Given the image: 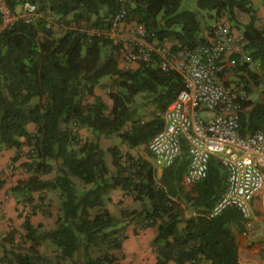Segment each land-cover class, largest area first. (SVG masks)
I'll list each match as a JSON object with an SVG mask.
<instances>
[{
    "label": "trees",
    "instance_id": "1",
    "mask_svg": "<svg viewBox=\"0 0 264 264\" xmlns=\"http://www.w3.org/2000/svg\"><path fill=\"white\" fill-rule=\"evenodd\" d=\"M6 1L13 11L32 3L41 15L0 33V158L15 150L16 163L28 149L22 167L29 176L8 192L24 206H33L39 194L44 211L49 206L42 194L52 191L61 203L52 228L26 216L22 231L0 241V264H119L131 224L156 228L151 243L156 264H240L232 228L243 221L240 213L229 209L209 218L228 179L218 158H212L208 178L188 190L181 184L188 166L185 139L179 158L161 176L149 161L123 153L126 146L151 155L148 144L163 129L165 112L184 84L178 74L161 68L157 56L138 62L135 70L122 67L125 46L106 33L125 10V22L143 26L149 42L163 46L173 40L172 52L178 53L209 45V20L227 25L226 19L245 39L227 72L250 97L264 85V24L258 26L251 0H198L196 10L182 9L185 0ZM240 15L249 22L243 24ZM104 79L109 83L103 85ZM219 79L224 80L223 72ZM102 85L111 106L95 93ZM243 107L242 135L264 130V94ZM79 129L90 137L82 138ZM114 136L121 144L105 148L103 137ZM5 184L0 174V194ZM115 190L125 191L138 207L113 214L108 204Z\"/></svg>",
    "mask_w": 264,
    "mask_h": 264
},
{
    "label": "built area",
    "instance_id": "2",
    "mask_svg": "<svg viewBox=\"0 0 264 264\" xmlns=\"http://www.w3.org/2000/svg\"><path fill=\"white\" fill-rule=\"evenodd\" d=\"M40 17L37 6L32 3L26 2L18 11H13L6 0H0V33L19 21L33 23ZM125 17L126 11L122 10L106 33L125 46L124 62L150 63L157 56L161 68L178 74L184 84V89L165 112L163 129L148 144L156 164L171 167L179 158L185 139L189 145L188 166L181 184L190 190L208 178L210 162L213 157L218 158L227 170L228 179L209 218L236 209L246 230L252 231L255 227L252 200L264 192V130L242 135L243 104L249 95L236 86L226 87L219 79L225 59L242 52L243 34L216 22L209 45L174 53L165 46L149 42L145 28L127 24ZM48 20L52 25L51 18ZM242 61L249 59L244 55ZM258 66L253 64L251 68L258 70ZM206 113L211 115L205 117ZM5 199L8 200V196ZM4 213L5 207L1 206L0 219Z\"/></svg>",
    "mask_w": 264,
    "mask_h": 264
},
{
    "label": "crops",
    "instance_id": "3",
    "mask_svg": "<svg viewBox=\"0 0 264 264\" xmlns=\"http://www.w3.org/2000/svg\"><path fill=\"white\" fill-rule=\"evenodd\" d=\"M194 3H188L187 9L196 10V5L198 0H193ZM254 8L257 11V17L259 18L258 26L264 24V6L262 0H251ZM240 20L243 24H247L250 18L247 15H240ZM215 22V21H214ZM228 26L230 24L226 19H223ZM231 27V26H230ZM235 32L241 33L238 29L232 28ZM175 45V41L169 40L163 43V46L169 48L172 51V47ZM233 56H229L224 61L223 74L224 82H233L231 86H236L240 81L233 72H227V70L233 67ZM123 60V59H122ZM121 66L128 69H137L139 67L138 62L126 63L121 61ZM221 72V73H222ZM222 81V82H223ZM109 80L104 79L102 84H108ZM102 86L95 89L97 96L101 97L104 102L111 106V101L108 97V92ZM139 99V98H138ZM146 105L144 108H147ZM30 131L32 132L34 126L30 125ZM82 138L86 139L90 137V133L86 129H79ZM116 141L115 143L121 144L117 137H113ZM105 138L103 137V140ZM123 150V147H122ZM127 151V150H126ZM149 151V150H148ZM131 153V151H130ZM17 152L15 150H7L4 152L3 156L0 158V174L3 175L6 184L4 189L0 194V207L5 204L6 207V217L7 220L11 219L17 225V222L21 221V226L24 223L25 217H30L31 221L35 225L42 224L45 228H52L59 215V209L56 206H52V210L49 209L44 211L42 209L43 200L40 199L39 194H35V202L32 205H22L18 204L16 199L10 195L8 192L12 187L16 186L20 180L27 178L29 175L23 173L25 171L22 165L27 161L23 156L16 163H12V159L16 156ZM141 158L149 161L157 171V175L161 176L163 168L158 169L156 161L152 155L148 152L141 153ZM139 158V157H138ZM21 171V172H20ZM26 172V171H25ZM23 174V175H21ZM227 185V182H226ZM8 194V200L5 202V195ZM51 192L42 194L43 197H48ZM41 196V197H42ZM109 208L115 215L119 214L122 208H137L138 204H135L133 199L126 195L123 190H115L111 196V202H109ZM253 209V219L255 227L252 231H247L244 222L238 221V223H233L232 228L237 236L238 243V256L240 264H264V192L258 193L252 200ZM29 211V212H28ZM53 212V213H52ZM21 213H24L21 215ZM157 234L156 228L141 229L136 224H131L127 227L125 235L127 238L123 241L122 250L120 251L121 259L119 264H156L157 258L154 253L151 243Z\"/></svg>",
    "mask_w": 264,
    "mask_h": 264
},
{
    "label": "rangeland",
    "instance_id": "4",
    "mask_svg": "<svg viewBox=\"0 0 264 264\" xmlns=\"http://www.w3.org/2000/svg\"><path fill=\"white\" fill-rule=\"evenodd\" d=\"M192 2L194 3V1L193 0H185L184 2H183V4H182V9H187L188 7H187V4L188 3H191L192 4ZM197 6V5H196ZM196 9H197V7H196ZM194 10V9H193ZM54 23H55V21H53ZM216 22H214V20H209V24H211V25H214ZM55 29L57 30V32H61L59 29H58V27L57 26H55ZM167 48V47H166ZM264 94V85H261L257 90H256V92L253 94V95H251L249 98H252L253 100H258V98L260 97V95H263ZM139 99H138V101H139V103H141L143 100H142V98H141V96H139L138 97ZM211 114L210 113H206V114H204V116L205 117H208V116H210ZM115 139L113 138V137H108V138H105L104 140H103V143H102V145L105 147V148H109L110 146H113L114 144H116L115 143ZM127 150V151H126ZM28 151V149H25V151L23 152V157L25 158V159H27V157H26V152ZM129 151H131V154L134 156V157H136V158H138V157H140L141 156V153H145V152H147L144 148H140V149H132V150H129L128 149V147H126V146H123V153H127V152H129ZM157 165V164H156ZM158 166V165H157ZM159 168L158 169H164V167H162V166H158ZM225 170H226V168H225ZM227 171V170H226ZM21 172V171H20ZM23 173H25V174H27L25 171H23ZM21 175H23V174H21ZM77 184L83 189V187H84V185L80 182V181H77ZM90 188V186H87L86 187V189H89ZM51 195H49L48 197H46L47 198V200H46V206L48 205L49 207H47V209H45V211L46 210H50V211H53L54 212V210H52L51 208H52V206H56V208L57 209H59V204L61 203L60 201H59V199H58V197H57V194L55 195V193L54 192H52L51 191ZM8 196V194H6L4 197L6 198ZM7 200L5 199V202H6ZM3 206L5 207V204H3ZM1 208V207H0ZM29 212V211H28ZM52 212V213H53ZM24 213H21V215H23ZM47 228V227H46ZM49 228V227H48ZM47 228V229H48ZM14 230H18L19 232L20 231H22V226H21V221H19V222H17V225H15V222L14 221H12L11 219H8L7 220V217H6V207H5V213L2 215V217H1V219H0V241H3V239L4 238H8V237H6V236H8V234L10 233V232H12V231H14ZM19 240H20V238H19V235H17L16 236V241L17 242H19ZM5 246L7 247V248H10V244L7 242V243H5ZM2 252H3V247L2 246H0V256H1V254H2ZM123 264H126V263H123Z\"/></svg>",
    "mask_w": 264,
    "mask_h": 264
}]
</instances>
